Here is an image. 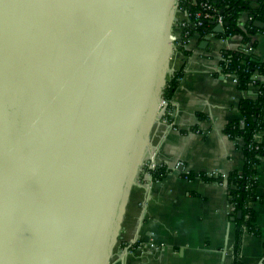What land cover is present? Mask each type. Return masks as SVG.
I'll use <instances>...</instances> for the list:
<instances>
[{
  "label": "water",
  "instance_id": "water-1",
  "mask_svg": "<svg viewBox=\"0 0 264 264\" xmlns=\"http://www.w3.org/2000/svg\"><path fill=\"white\" fill-rule=\"evenodd\" d=\"M178 6L0 0V264L111 263L160 119ZM211 22L215 34L228 25Z\"/></svg>",
  "mask_w": 264,
  "mask_h": 264
},
{
  "label": "crops",
  "instance_id": "crops-1",
  "mask_svg": "<svg viewBox=\"0 0 264 264\" xmlns=\"http://www.w3.org/2000/svg\"><path fill=\"white\" fill-rule=\"evenodd\" d=\"M177 12V19L183 18ZM239 20L243 25L252 18L243 12ZM209 35L205 48L200 45L206 36L194 34L185 45L189 55L178 50L172 54L167 80L180 74L179 85L169 101L171 111L166 105L152 129L112 264H233L236 230L227 183L187 175L225 177L243 169V140H233L225 132L231 120L243 123L239 109L243 93L234 76L221 73L220 65L225 51H252L253 45L256 55L264 58V28L249 34V42L238 34ZM160 166L168 172L154 179L151 172ZM256 179L259 186L250 206L259 233L244 232L243 264H264V156L256 167Z\"/></svg>",
  "mask_w": 264,
  "mask_h": 264
},
{
  "label": "trees",
  "instance_id": "trees-1",
  "mask_svg": "<svg viewBox=\"0 0 264 264\" xmlns=\"http://www.w3.org/2000/svg\"><path fill=\"white\" fill-rule=\"evenodd\" d=\"M218 13L222 15L224 23L228 25L218 37L227 38L238 34L246 42H249V34L255 33L257 27L245 23L240 24L239 16L246 12L253 21L264 22V0H209ZM179 9L193 13L198 8L188 0H181ZM223 10V13L220 11ZM213 20H207L201 26L196 25L192 18L182 29L181 39L178 41V51L184 55L190 52L185 48L189 35L199 33L205 37L214 32L215 25ZM188 32L189 34H186ZM248 50H227L224 52L221 65L225 73L234 76L237 86L243 93L239 109L243 118L241 120H231L226 125L225 132L233 140L242 138L245 153V164L242 170H234L225 177L221 175H206L205 173H189L187 176L193 179L197 176L209 181L226 182L231 196V206L234 207L230 215L235 223V246L233 264H243L240 258L241 241L244 232L259 233V227L255 224L256 215L250 206V202L256 199V189L259 183L256 179V167L260 158L264 156V58L259 57L254 52ZM180 74L167 80L163 91V98L168 101L167 109L171 111L170 99L173 97L179 85ZM170 117V114H167ZM260 135V137H259ZM168 172L165 166L157 167L151 173L154 179H162ZM238 213L241 216L238 217Z\"/></svg>",
  "mask_w": 264,
  "mask_h": 264
},
{
  "label": "built area",
  "instance_id": "built-area-1",
  "mask_svg": "<svg viewBox=\"0 0 264 264\" xmlns=\"http://www.w3.org/2000/svg\"><path fill=\"white\" fill-rule=\"evenodd\" d=\"M180 1L181 0H179V4H180ZM188 3H191L192 5L197 6L198 9L196 11H194L193 13H190L184 9L180 10L179 6H178L177 10H180L184 16L181 19H177V21H175L174 26H173L174 28L172 31L171 38H172V41L174 43V52L177 51L178 41L182 38L181 37L182 29L187 25L188 22H190L192 20V18L196 21L197 26H201L202 23L207 21V20H213L216 23H219L221 25L224 24V19H223L222 15L218 13V9L216 7H214V5L209 0H188ZM196 33H194V34H196ZM186 34H189V33L186 32ZM190 38H191V35L188 36L187 42ZM220 69H221V73H225L222 65H220ZM167 104H168V101L165 98H163L162 103H161L162 109L160 108V111H162L166 107ZM151 167H152V169L155 168L153 163L151 164ZM233 209H234V207H233ZM110 264H112V261Z\"/></svg>",
  "mask_w": 264,
  "mask_h": 264
},
{
  "label": "bare ground",
  "instance_id": "bare-ground-1",
  "mask_svg": "<svg viewBox=\"0 0 264 264\" xmlns=\"http://www.w3.org/2000/svg\"><path fill=\"white\" fill-rule=\"evenodd\" d=\"M160 108L162 109V105L160 104Z\"/></svg>",
  "mask_w": 264,
  "mask_h": 264
},
{
  "label": "rangeland",
  "instance_id": "rangeland-1",
  "mask_svg": "<svg viewBox=\"0 0 264 264\" xmlns=\"http://www.w3.org/2000/svg\"><path fill=\"white\" fill-rule=\"evenodd\" d=\"M177 11H178V10H177ZM177 11H176V13H178ZM176 15H177V14H176Z\"/></svg>",
  "mask_w": 264,
  "mask_h": 264
}]
</instances>
